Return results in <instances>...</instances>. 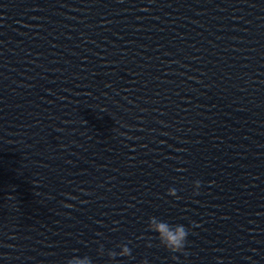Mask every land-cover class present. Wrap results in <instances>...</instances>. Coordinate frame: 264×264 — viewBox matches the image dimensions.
<instances>
[{"label":"clouds","instance_id":"obj_1","mask_svg":"<svg viewBox=\"0 0 264 264\" xmlns=\"http://www.w3.org/2000/svg\"><path fill=\"white\" fill-rule=\"evenodd\" d=\"M201 182L199 180L194 181V194H198ZM168 195L176 197L177 190L175 188L168 189ZM71 207V205H67ZM148 229L157 234V238L162 246L168 249L172 253H184L187 243V237L189 235V229H187L183 224L172 225L168 222L162 221L157 217H150L148 221ZM150 246V245H149ZM121 251L119 253L115 251H109L108 256L111 258L116 257L117 255L121 257H127L131 255V249L127 245L120 246ZM100 254H103V246L98 250ZM67 264H92V260L88 256L79 257L73 256L67 260ZM144 264H147L145 261Z\"/></svg>","mask_w":264,"mask_h":264}]
</instances>
